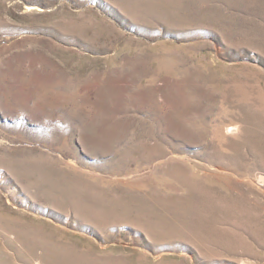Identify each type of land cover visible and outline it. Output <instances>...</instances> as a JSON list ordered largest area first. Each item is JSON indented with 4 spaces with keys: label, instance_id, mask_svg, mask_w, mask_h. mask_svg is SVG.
I'll use <instances>...</instances> for the list:
<instances>
[{
    "label": "rangeland",
    "instance_id": "1",
    "mask_svg": "<svg viewBox=\"0 0 264 264\" xmlns=\"http://www.w3.org/2000/svg\"><path fill=\"white\" fill-rule=\"evenodd\" d=\"M0 264H264V0H0Z\"/></svg>",
    "mask_w": 264,
    "mask_h": 264
},
{
    "label": "bare ground",
    "instance_id": "2",
    "mask_svg": "<svg viewBox=\"0 0 264 264\" xmlns=\"http://www.w3.org/2000/svg\"><path fill=\"white\" fill-rule=\"evenodd\" d=\"M164 3V2H163ZM146 6V5H145ZM207 127V126H206ZM234 130H235V127H234ZM198 131V130H197ZM225 144V143H224ZM224 154V153H223ZM221 161V160H220ZM185 182V181H184ZM193 183V182H192ZM197 185V184H196ZM202 187V186H201ZM239 189V188H238ZM84 201V200H83ZM95 208V207H94Z\"/></svg>",
    "mask_w": 264,
    "mask_h": 264
}]
</instances>
